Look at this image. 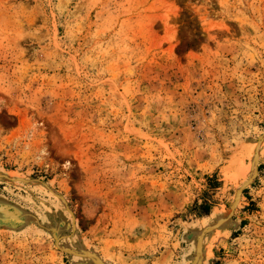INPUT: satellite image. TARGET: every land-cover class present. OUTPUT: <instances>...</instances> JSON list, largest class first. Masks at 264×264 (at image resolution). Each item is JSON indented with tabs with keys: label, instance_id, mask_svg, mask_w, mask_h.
Returning a JSON list of instances; mask_svg holds the SVG:
<instances>
[{
	"label": "rangeland",
	"instance_id": "rangeland-1",
	"mask_svg": "<svg viewBox=\"0 0 264 264\" xmlns=\"http://www.w3.org/2000/svg\"><path fill=\"white\" fill-rule=\"evenodd\" d=\"M0 264H264V0H0Z\"/></svg>",
	"mask_w": 264,
	"mask_h": 264
},
{
	"label": "trees",
	"instance_id": "trees-1",
	"mask_svg": "<svg viewBox=\"0 0 264 264\" xmlns=\"http://www.w3.org/2000/svg\"><path fill=\"white\" fill-rule=\"evenodd\" d=\"M199 207L201 208V210H202L203 213H207L208 212V206H207V204L200 203L199 204Z\"/></svg>",
	"mask_w": 264,
	"mask_h": 264
},
{
	"label": "bare ground",
	"instance_id": "bare-ground-1",
	"mask_svg": "<svg viewBox=\"0 0 264 264\" xmlns=\"http://www.w3.org/2000/svg\"><path fill=\"white\" fill-rule=\"evenodd\" d=\"M238 196H239V188L237 189L236 199ZM88 255H90V254H88ZM92 257L95 259L96 262H98V258L96 256L92 255Z\"/></svg>",
	"mask_w": 264,
	"mask_h": 264
},
{
	"label": "water",
	"instance_id": "water-1",
	"mask_svg": "<svg viewBox=\"0 0 264 264\" xmlns=\"http://www.w3.org/2000/svg\"><path fill=\"white\" fill-rule=\"evenodd\" d=\"M241 188V187H240ZM240 188H239V191H240Z\"/></svg>",
	"mask_w": 264,
	"mask_h": 264
}]
</instances>
